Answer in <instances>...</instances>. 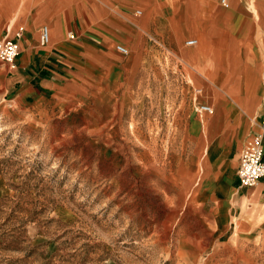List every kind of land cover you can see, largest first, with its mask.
I'll use <instances>...</instances> for the list:
<instances>
[{
    "label": "rangeland",
    "instance_id": "rangeland-1",
    "mask_svg": "<svg viewBox=\"0 0 264 264\" xmlns=\"http://www.w3.org/2000/svg\"><path fill=\"white\" fill-rule=\"evenodd\" d=\"M34 1L75 30L63 62L76 75L68 95L35 103L0 61V264H264V199L229 180L264 115V66L230 47L206 72L192 63L199 41L178 46L184 61L140 22L159 5L182 10L176 0ZM28 3L0 0V37L37 16Z\"/></svg>",
    "mask_w": 264,
    "mask_h": 264
},
{
    "label": "crops",
    "instance_id": "crops-1",
    "mask_svg": "<svg viewBox=\"0 0 264 264\" xmlns=\"http://www.w3.org/2000/svg\"><path fill=\"white\" fill-rule=\"evenodd\" d=\"M210 1L190 0L189 3L196 2L201 7L200 10L189 14V3L186 0H176V3L184 4L182 10L176 8L166 9L159 5L154 13L153 23L146 24L144 20L140 22L143 25V29L149 28L150 31L157 33L158 37H166L169 43L174 45L178 50L179 45L185 49L196 47L198 42L194 45H188L186 41L192 38L199 39L200 46L197 47V57L192 63L206 62V72L207 70L213 71V67H211L214 64L213 53L218 51L222 53L226 48L230 50V47L237 49L244 64L259 66V68L264 66V0H255L258 7L257 12H254L248 6L247 0H228L229 6L227 7L220 0L221 5H216L212 2L210 4L212 8H209L208 3ZM27 5L32 11H36L37 16L36 14L32 15V13H29L30 17L25 19L26 27L23 29L22 37H16L15 34L10 36V29H7L6 32L10 37L16 38L20 45V53L16 59V65L10 68L6 84L9 89L15 90L17 96H25V98L34 97L35 103H43L49 100L50 95L53 99H57L59 97L57 93L61 95L63 90L67 91L66 95L71 92V90H68L70 86L67 85V82L71 80V75H76V73L71 66L66 65L63 61L64 59L66 60L64 51L68 48V41L71 39L68 37V32L73 31L75 36L76 32L74 29L65 31V24L61 18L52 14L48 17L45 11L40 12L34 0H30V3ZM45 6L43 5L44 10H46ZM138 11H141V13H138ZM230 13L240 16L237 23L234 22ZM136 14L141 15L142 10H137ZM44 21L48 22V24L43 23L42 25L47 24L49 26L51 39L47 45L43 46L40 44L39 39L40 24ZM172 33H176L174 41L170 37ZM186 35H193V37L186 39V45H183L182 41ZM153 38L157 40L154 36ZM208 48L211 50H207ZM201 49H205L203 55H199ZM179 51L185 61V54L181 50ZM256 55H259L260 58L256 59ZM220 64L226 65V70L231 73L228 70V60L224 61L222 59L220 60ZM209 66L211 69L208 68ZM232 74L237 75L238 72H233ZM65 88L67 89L65 90ZM231 102L233 101L231 100ZM235 108H237L236 104L235 107L233 106L230 109L232 117L230 119L239 124V118H236L237 116L234 115ZM216 109L217 112L213 116L221 114V110ZM213 112L204 113L211 115ZM249 115L247 116V121ZM213 116L209 119H213ZM255 119L252 122L253 134L258 130L256 122L264 119V115ZM245 142L244 138L243 142L239 143V145L243 147ZM238 158L240 162V155ZM238 166L239 163L236 166V179H229L230 185L238 192L242 191V197L263 200L264 177L254 187H243L240 185L238 179Z\"/></svg>",
    "mask_w": 264,
    "mask_h": 264
},
{
    "label": "built area",
    "instance_id": "built-area-1",
    "mask_svg": "<svg viewBox=\"0 0 264 264\" xmlns=\"http://www.w3.org/2000/svg\"><path fill=\"white\" fill-rule=\"evenodd\" d=\"M224 6H229L228 0H221ZM141 13V11H138ZM16 37H22L23 29L20 28L16 33ZM69 38H74L73 31L68 32ZM50 28L47 24L40 28V44L47 45L50 42ZM188 45L197 43V39L192 38L186 41ZM116 50L122 54H128L129 48L123 44H117ZM20 53V45L16 38L10 37L8 34L0 38V61L13 68L16 65V59ZM200 109L203 112L211 113L214 108L208 104H202ZM258 130L253 134L249 143L240 154V162L237 170L240 185L243 187H253L259 183L264 177V119L256 122Z\"/></svg>",
    "mask_w": 264,
    "mask_h": 264
},
{
    "label": "bare ground",
    "instance_id": "bare-ground-1",
    "mask_svg": "<svg viewBox=\"0 0 264 264\" xmlns=\"http://www.w3.org/2000/svg\"><path fill=\"white\" fill-rule=\"evenodd\" d=\"M197 42H198V40H197ZM259 81V80H258ZM260 83H261V80H260ZM229 86V85H228ZM262 86V85H261ZM227 91V90H226ZM232 99V98H231ZM212 106V105H211ZM213 107V106H212ZM236 221V220H235ZM239 231H240V227H239V225H237V228H236V231H235V234L237 235L238 233H239Z\"/></svg>",
    "mask_w": 264,
    "mask_h": 264
}]
</instances>
